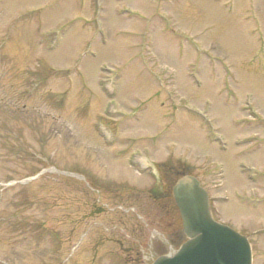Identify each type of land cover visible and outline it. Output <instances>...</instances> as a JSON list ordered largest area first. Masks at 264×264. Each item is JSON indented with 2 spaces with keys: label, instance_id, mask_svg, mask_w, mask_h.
<instances>
[{
  "label": "rangeland",
  "instance_id": "374dc122",
  "mask_svg": "<svg viewBox=\"0 0 264 264\" xmlns=\"http://www.w3.org/2000/svg\"><path fill=\"white\" fill-rule=\"evenodd\" d=\"M98 1L0 0V260L174 252L171 159L264 264V0ZM111 88L125 120L106 111ZM139 151L161 172L136 167Z\"/></svg>",
  "mask_w": 264,
  "mask_h": 264
},
{
  "label": "water",
  "instance_id": "95a60500",
  "mask_svg": "<svg viewBox=\"0 0 264 264\" xmlns=\"http://www.w3.org/2000/svg\"><path fill=\"white\" fill-rule=\"evenodd\" d=\"M174 197L188 240L177 252L153 264H252L247 237L213 219L208 194L194 177L180 179Z\"/></svg>",
  "mask_w": 264,
  "mask_h": 264
},
{
  "label": "flooded vegetation",
  "instance_id": "af4514ba",
  "mask_svg": "<svg viewBox=\"0 0 264 264\" xmlns=\"http://www.w3.org/2000/svg\"><path fill=\"white\" fill-rule=\"evenodd\" d=\"M174 164L170 163L166 165V168L168 169L165 171V173H190L189 171L186 170L182 165L178 164L176 167L172 166ZM171 194L169 191L167 192V195L169 196Z\"/></svg>",
  "mask_w": 264,
  "mask_h": 264
},
{
  "label": "trees",
  "instance_id": "16d2710c",
  "mask_svg": "<svg viewBox=\"0 0 264 264\" xmlns=\"http://www.w3.org/2000/svg\"><path fill=\"white\" fill-rule=\"evenodd\" d=\"M18 217V215H15V217H13V221L11 223L10 226L18 228L21 226V223H19V220H16V218ZM17 222V223H16ZM25 225V224H24ZM37 230H39V226H32V229L28 231V233L26 234L27 236L31 237L32 234H38Z\"/></svg>",
  "mask_w": 264,
  "mask_h": 264
}]
</instances>
